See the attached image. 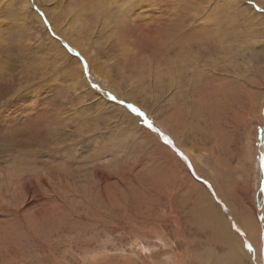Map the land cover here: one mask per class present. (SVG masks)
<instances>
[{"label":"rangeland","instance_id":"rangeland-1","mask_svg":"<svg viewBox=\"0 0 264 264\" xmlns=\"http://www.w3.org/2000/svg\"><path fill=\"white\" fill-rule=\"evenodd\" d=\"M261 9L0 0V264H264Z\"/></svg>","mask_w":264,"mask_h":264},{"label":"snow or ice","instance_id":"snow-or-ice-1","mask_svg":"<svg viewBox=\"0 0 264 264\" xmlns=\"http://www.w3.org/2000/svg\"><path fill=\"white\" fill-rule=\"evenodd\" d=\"M261 11L264 12V9H261ZM76 55L78 56L79 53H76ZM93 87H98V85H95V84H94ZM107 95H108L109 99H111V100H116V99H117V98H116L114 95H112L111 93H108ZM120 103H124V102H123V101H120ZM126 107L129 108V109H130L133 113H135L137 116L144 117V122L147 124V126H148L150 129L155 130V129H154V126H153V124H152V122L149 121V120L147 119L146 114L143 113L138 107H136V106H134V105H131V104H127ZM262 131H264V130H262ZM163 138H164L165 143H167V144H170V145H171V144L174 143V142H173L170 138H168L167 136H164ZM179 154H180V156H181L183 159H185V160L187 159V157H184V156H183V153H179ZM260 162H261V167L264 168V155H261V157H260ZM205 184H207V181H205ZM261 190L264 191V188H262ZM261 220L264 221V216L261 217ZM237 231H239V229H237ZM245 247L248 249L249 252H254V251H255V250L253 249V247H252L251 244H246Z\"/></svg>","mask_w":264,"mask_h":264},{"label":"bare ground","instance_id":"bare-ground-1","mask_svg":"<svg viewBox=\"0 0 264 264\" xmlns=\"http://www.w3.org/2000/svg\"><path fill=\"white\" fill-rule=\"evenodd\" d=\"M89 61H90V57L88 58V62H89ZM88 62H87V63H88ZM131 112H132V111H131ZM138 122H139V121H138ZM263 139H264V138H263ZM263 142H264V140H263Z\"/></svg>","mask_w":264,"mask_h":264}]
</instances>
